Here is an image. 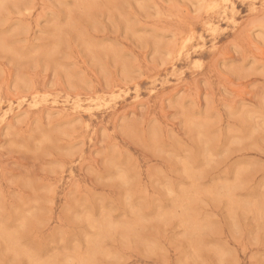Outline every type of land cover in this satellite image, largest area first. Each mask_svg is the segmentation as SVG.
Listing matches in <instances>:
<instances>
[{
    "label": "rangeland",
    "instance_id": "374dc122",
    "mask_svg": "<svg viewBox=\"0 0 264 264\" xmlns=\"http://www.w3.org/2000/svg\"><path fill=\"white\" fill-rule=\"evenodd\" d=\"M0 264H264V0H0Z\"/></svg>",
    "mask_w": 264,
    "mask_h": 264
},
{
    "label": "bare ground",
    "instance_id": "6f19581e",
    "mask_svg": "<svg viewBox=\"0 0 264 264\" xmlns=\"http://www.w3.org/2000/svg\"><path fill=\"white\" fill-rule=\"evenodd\" d=\"M183 28V27H182Z\"/></svg>",
    "mask_w": 264,
    "mask_h": 264
}]
</instances>
